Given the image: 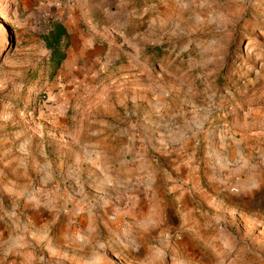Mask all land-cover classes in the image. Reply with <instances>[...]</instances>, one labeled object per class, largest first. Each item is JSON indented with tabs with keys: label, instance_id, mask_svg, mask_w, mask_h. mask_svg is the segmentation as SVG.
I'll use <instances>...</instances> for the list:
<instances>
[{
	"label": "rangeland",
	"instance_id": "374dc122",
	"mask_svg": "<svg viewBox=\"0 0 264 264\" xmlns=\"http://www.w3.org/2000/svg\"><path fill=\"white\" fill-rule=\"evenodd\" d=\"M52 21L71 37L55 75ZM182 145L201 161L194 205ZM126 159L160 180L152 222L111 196ZM46 191L69 214L51 235L19 206ZM4 227L0 264H264V0H0ZM30 228L34 257L6 258Z\"/></svg>",
	"mask_w": 264,
	"mask_h": 264
},
{
	"label": "crops",
	"instance_id": "0c3cea01",
	"mask_svg": "<svg viewBox=\"0 0 264 264\" xmlns=\"http://www.w3.org/2000/svg\"><path fill=\"white\" fill-rule=\"evenodd\" d=\"M240 143V142H239ZM236 144L233 145L232 143H224V149L227 152V156H230L235 149H237L238 152L242 154L243 151V145L242 144ZM234 147V149H233ZM187 146L182 145L180 148H178V153H182V159L183 164L182 167L179 170L178 177L174 178L176 180V188L180 189L181 194L184 196V198L196 201V196H201L202 190L200 189L198 185V181L201 178V172H200V166L201 161H194L190 155H187ZM184 151V152H183ZM211 153V152H210ZM188 156V158L186 157ZM195 158V154L193 155ZM214 158L212 156L209 157V159ZM215 159H212V161L208 162L210 163V169H206L204 173L212 174L215 173V167L216 163L214 161ZM130 160L126 159L123 160V165H128L129 168H132L135 171H132L131 175L127 178L125 175L128 173H123V177L119 176L117 179L116 185L113 187L115 192H111V196L117 197V199H123L126 198V196L129 198L128 201L132 204V206L135 208V210L139 207V212L143 213L147 221L152 222L154 218L156 217V213L158 212V209L156 208V204L153 201L154 191L159 187L160 180H154L151 178L149 179H143L142 181H135V177H137V170L136 165L134 161L128 162ZM131 163V164H130ZM96 166L99 168H102V163L98 162ZM134 166V167H133ZM18 172L22 174V165L17 166ZM121 169V167H120ZM129 171V170H128ZM136 174V175H135ZM50 194L43 193V196L47 199L49 198ZM52 197H50L48 200H46L47 206L39 207L36 209H31L30 206L31 203L28 204V198L25 196L19 199L20 207L24 206L25 208H28L30 211V215L35 218L39 223H41L44 226L49 227L48 233L51 235V231L55 228L61 226V220L63 219H69V214L67 211L63 212L62 209L58 208L57 206L52 205L54 202L52 201ZM156 201V200H155ZM52 206H51V205ZM50 205V206H49ZM45 207V208H44ZM19 208V207H18ZM19 211H22L21 209ZM7 227H4V229L1 231L0 236L3 238L10 237L6 232ZM21 238H16L14 241L13 246L10 248L9 246L7 249H5L4 256H8V254H16L19 253L26 255V258L34 257L36 248L38 246V234L35 233L32 228H30L28 231H23L22 235H20ZM7 258V257H6ZM15 260V259H14ZM26 261V260H25ZM22 263H25L22 261ZM10 264V263H9Z\"/></svg>",
	"mask_w": 264,
	"mask_h": 264
},
{
	"label": "trees",
	"instance_id": "16d2710c",
	"mask_svg": "<svg viewBox=\"0 0 264 264\" xmlns=\"http://www.w3.org/2000/svg\"><path fill=\"white\" fill-rule=\"evenodd\" d=\"M42 38L50 50L49 62L52 75H55L67 59V52L71 45L70 33L64 23L52 21L48 31L42 34Z\"/></svg>",
	"mask_w": 264,
	"mask_h": 264
}]
</instances>
